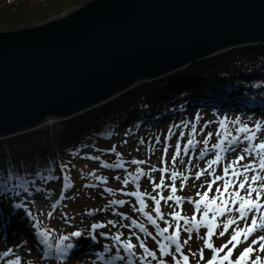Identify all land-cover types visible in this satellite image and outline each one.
Here are the masks:
<instances>
[{
  "label": "rangeland",
  "instance_id": "374dc122",
  "mask_svg": "<svg viewBox=\"0 0 264 264\" xmlns=\"http://www.w3.org/2000/svg\"><path fill=\"white\" fill-rule=\"evenodd\" d=\"M89 1L76 0L68 5L48 9L39 21H30L23 27L35 26L60 18ZM254 82L259 81L256 80ZM197 116H199V119H197ZM171 117V119H164L158 122L155 126L147 125L146 127L142 124L138 125L134 120H127L123 126L121 125L120 131H118V135L121 138H118L113 144H109L107 148H103L101 153L98 154L99 159L94 160V163L88 166L89 169H92L91 174L94 173L95 180L91 183L89 181H78L75 186V193H69L64 198L62 197L63 195H59L58 183L55 191L50 194V197H42L41 194H37L30 198L21 197L20 201L16 199L14 192L0 188V221L3 220L0 224V243H3L8 238L16 237V240H11L13 242L12 251L19 256H22L21 253L23 255L27 253L24 264L35 263L30 257L31 255L37 257V264H91V262H88L92 259L96 260L97 264H149V262L150 264H158L159 259H164L166 264H175L172 255H175L177 259L180 258L179 254L174 253L175 244L164 240L162 236L156 235V225L148 221L144 212L150 213L156 219L160 228L168 227L165 220L168 221L173 227H169L168 232L164 233V236L173 234L177 221L169 213L177 211L185 217L191 218L193 216L195 206L189 203L187 198L192 197L194 200H200V197L196 193L197 191L203 193L205 189L199 186L211 179L206 172L199 180H196L195 173L201 169H205L207 162L214 159L217 152H219L221 160L219 164L213 165V168L210 170L214 171L216 175H222L223 167L241 155L244 148L252 149L251 156L246 153L244 155L248 159V162L255 161V171L243 173L240 165L236 166V171L249 177L254 174L264 175V171L259 169L260 156L256 155V150L253 148L255 144L264 141V111L240 110L237 108V105H233L229 109H220L218 106L215 107L213 105L196 107L193 104H186L182 111L174 112V115ZM54 121H56V118L55 120L54 118L45 120L40 127H50ZM221 122L225 125L224 128H221ZM257 123L260 125L259 131H256ZM193 125L196 128L195 133L192 132ZM243 126H247L251 131L256 132L254 140L245 141L243 139L245 133L236 132L237 128ZM170 129L171 133L169 132ZM217 130L221 133L219 136L216 135ZM181 132L184 133L183 136L180 135ZM209 132L213 133V136L208 139V152L203 159H200V152L205 148L203 141ZM228 133L231 135H228ZM248 134L250 135L251 133ZM233 136H239V139L235 143H230ZM157 138H159V143H157ZM189 139L193 141L191 145L187 144ZM221 140H223V143L220 148L213 149L211 147ZM178 142L180 145V155L177 157V163L173 166L171 158L177 151L176 145ZM165 143H167L168 153L165 157L166 162L162 163L161 157L164 155ZM240 144H243V146L238 147ZM113 146L116 147L115 151H110L109 149H112ZM121 146L124 148V151L121 150ZM186 146L187 152L184 151ZM230 150H237V153L229 152ZM117 153H119V156ZM133 159L147 161V163L132 164L130 162ZM189 159H191L190 165L188 164ZM180 161L184 163H180ZM114 164H122L123 166L113 167L112 165ZM241 164H245L244 161H241ZM152 167L157 169L162 167L168 168L169 171L163 173L164 184L168 185L174 182L177 188L174 195L185 198L180 205H176L174 201H167L166 203L164 200H161L160 212L164 215L163 220L154 211L155 202L149 196L143 197L146 206L143 208V212H141L138 211L141 208L138 198L131 196L130 193L133 191L148 192L152 196H157V198H159L157 194L160 193L164 197H167L172 194L168 187L153 191V183L150 182L148 176L140 177L138 181L139 188H137V182H132L131 178L127 185L122 183L125 176H128L129 173L135 176L136 169L141 168L150 174L151 179L155 183L159 184L162 174L160 171L149 172ZM172 171H176L182 175H178L175 181H172L169 179ZM183 176H188V180L185 182L183 190H181L180 184ZM97 177L106 179H97ZM116 177H120V179H116ZM222 183V181H217L213 185V191L209 192V198L215 195V188L221 187ZM253 187H258V184H254ZM107 189H112V191L109 192ZM237 190L241 196L245 195V190L230 189V191ZM261 193L262 199L260 203L264 204V189H261ZM254 197L255 193L253 194ZM118 200H124L126 203L122 205L110 203V201ZM57 201H59V204L53 209L52 206ZM217 203L219 204V200ZM206 204L208 208L211 205L208 201L202 202L201 209H204ZM16 205H21V207H16ZM228 206L233 207L231 204ZM235 206L238 207V203ZM49 212L52 213L51 216L48 215ZM121 214H123V218ZM195 215L198 227L193 228L191 233L193 239L188 244L183 245L184 254L189 256V264H206L207 259L212 257V250L205 248L203 240L200 238L207 231L209 224L213 226L216 233H219L223 230L222 224L230 216L237 218V224L230 227L228 233L223 237L218 235L212 237L211 242L214 247L218 248L228 241L233 228H243L245 224L250 223L253 213H247L248 219L243 221L238 219V213L236 212H226L224 215H220L219 213L209 211L207 218L203 217L202 212H196ZM213 215L216 217L215 220L211 219ZM255 216L258 225L264 223V218H262L264 217V209L256 212ZM12 218L13 220L11 221L10 219ZM133 220L136 221L135 225L132 224ZM108 221L116 223L113 225L109 224ZM179 223L181 225L179 240L183 244V241L188 238L190 233L183 230L185 227L183 220H180ZM94 224L102 225V227L94 229L92 227ZM139 224H143L147 231H141L137 227ZM128 225L131 226L129 227ZM191 226V224L187 225V227ZM41 231H47L48 233L47 244L41 243L42 237L38 235ZM75 231H80L81 236H70ZM149 232L152 233V236L148 235ZM101 233H106L107 235H101ZM27 235H31L32 240ZM115 235H120L119 241L113 239ZM61 236L69 237V239L60 244L61 248L68 243L73 244L74 247L67 251L66 256H61L57 259L56 257L59 255L57 244ZM137 236H139L140 240L144 241L150 250L156 252L157 259L154 260L152 257H147L146 260L141 259L145 256V253L144 249L140 247V240L137 239ZM153 236L156 239H153ZM258 236H264V229L258 227L255 232L248 236L247 240L241 237L237 247L233 250L232 260L234 261L244 248L248 247L251 241L257 239ZM129 239L135 247L131 250H125L123 242ZM157 241L169 244V248L165 249L169 253L168 255L161 257L160 244ZM49 244L51 245L50 249L47 247ZM32 246H35V249ZM21 247L23 251L20 252ZM228 247H232V245L229 244ZM252 247L256 251L252 252L245 259L244 264H251V261L257 256L261 257L260 264H264V252L259 250V244L252 245ZM38 248L40 249L38 250ZM200 248H204L205 260L199 259ZM48 251H51V256H45V252ZM193 252L196 253L195 256L191 254ZM226 252L227 249H224L222 252L216 254V264H221L219 258ZM101 253L103 254V259L98 255ZM120 257H123V259H120ZM223 264H227V262H223Z\"/></svg>",
  "mask_w": 264,
  "mask_h": 264
},
{
  "label": "water",
  "instance_id": "95a60500",
  "mask_svg": "<svg viewBox=\"0 0 264 264\" xmlns=\"http://www.w3.org/2000/svg\"><path fill=\"white\" fill-rule=\"evenodd\" d=\"M257 43L264 0H90L60 18L0 31V139Z\"/></svg>",
  "mask_w": 264,
  "mask_h": 264
},
{
  "label": "trees",
  "instance_id": "16d2710c",
  "mask_svg": "<svg viewBox=\"0 0 264 264\" xmlns=\"http://www.w3.org/2000/svg\"><path fill=\"white\" fill-rule=\"evenodd\" d=\"M74 1L0 0V31L23 28L39 21L46 10ZM185 103L264 111V43L237 46L161 78L139 80L102 104L56 119L50 127L1 138L0 188L14 192L19 201L37 194L50 197L57 183L63 198L75 193L78 181L95 180L88 166L103 148L121 138L118 131L127 120L155 126L182 111Z\"/></svg>",
  "mask_w": 264,
  "mask_h": 264
},
{
  "label": "snow or ice",
  "instance_id": "6c2138e0",
  "mask_svg": "<svg viewBox=\"0 0 264 264\" xmlns=\"http://www.w3.org/2000/svg\"><path fill=\"white\" fill-rule=\"evenodd\" d=\"M197 119H199V116H197ZM208 123H211V122H208ZM205 126H207V125H205ZM224 127H225V125L223 124V122H221V128H224ZM259 130H260V125H259V123H257L256 131H259ZM201 131H203V129H201ZM169 132L171 133V129L169 130ZM192 132L193 133L196 132L195 125L192 126ZM236 132L237 133H241V132L245 133V135L243 137V139L245 141H251V140H254L256 138V132L251 131L247 126L237 128ZM248 133H251V134L249 135ZM220 134H221L220 131L217 130L216 135L219 136ZM180 135L183 136L184 133L181 132ZM228 135H231V134L228 133ZM212 136H213V133L209 132L207 134V137L203 141L205 148H203L200 152V156H199L200 159H203V157L207 154V152H208V147H207L208 139L211 138ZM238 139H239V136H233L232 141L230 143H235ZM141 142L143 143V141H141ZM157 143H159V138H157ZM192 143H193V141L191 139H189L187 141L188 145H191ZM222 143H223V140H221L217 144H213L211 147L213 149L220 148ZM253 148L256 150V155L260 156L259 169L264 171V141H260L259 143L255 144L253 146ZM176 149H177V151L172 155V158H171V164L173 166H175V164L177 163V157L180 155L179 142L176 145ZM112 151H115L114 146H113ZM184 151L187 152V146L185 147ZM167 153H168V147H167V143H165L164 155L161 157L162 163L166 162L165 157L167 156ZM244 153L251 156L252 155V149L244 148L243 153L241 155H239L235 160L229 162L228 165L223 167L222 175H216L214 171H210L213 168V165L219 164V162L221 160V156H220L219 152L216 153L214 159L207 162V166L205 169H201L195 173V179L196 180H199L201 178V176H203L206 172L211 177V179L207 180L205 184H201L199 186L200 188L205 189L203 191V193H201L200 191H197V193H196V195L200 197V200H194L192 197L187 198L188 202L194 204V206H195V212L191 218L182 216L180 214V212H177V211H173V212L169 213V215L174 220L177 221V223L174 227L173 234L168 235V236H164V233L168 232L169 227H173L168 221L165 220V223L168 224V227L160 228V226L157 224L156 219L153 218V216L150 213L144 212V215L147 217L148 221L151 224L156 225V227H157L156 235L162 236L164 238V240L170 241L172 244H175L174 253L179 254V257H180L179 259H177L175 255H172V259L175 261V264H189V256L184 254L183 245L188 244L189 241L193 239V237L191 235L193 228L198 227V224L196 223V215H195L196 212H202V215L205 218L208 217L209 211L219 213L220 215H224V213H226V212L227 213L236 212V213H238V219L241 221L248 219L247 213H253L251 220H250V223L245 224V226L243 228H241V227L233 228L232 233L230 234L228 241L225 244L220 245L218 248L214 247L213 243L211 242L212 237L214 235H218L220 237H223L226 233H228V230L230 227L237 224V218H232L230 216L227 219V221L222 224L223 230L220 231L219 233H216L214 231V228L211 224L208 225L207 231L204 233V235L202 237H200L203 240L204 247L207 249H211L212 253H213L212 257L210 259H207L206 264H216V261H217V255L216 254L222 252L224 249H227V252L222 257L219 258L221 260V264H223V262H227V264H244L245 259L247 257H249V255L252 252L256 251V249H254L252 247V245L259 244V250L261 252H264V236H258L257 239H253L251 241V243L249 244L248 247L244 248V250L239 254L238 257L235 258L234 261L232 260L233 250L237 247V244L240 242L241 237H243L244 240H247L248 236L251 235L253 232H255L258 227L261 229H264V223H261L258 225L257 224V218L255 216L256 212H259L262 209H264V204L260 203V201L262 199L261 189H264V175L254 174L250 177L243 175V173L255 171V161H250L247 164H241V161H243L245 159ZM117 155L119 156V153H117ZM93 159H99V157H93ZM130 163H132V164H145V163H147V161H138V160L133 159ZM180 163H184V162L180 161ZM188 164L189 165L191 164V159H189ZM237 165L241 166V168L243 169V173L236 171ZM112 166L113 167H122L123 165L122 164H114ZM152 171H160L161 172L162 175H161L159 184L155 183L154 180L151 179L150 174L146 173L141 168L136 169V175L135 176H132L131 173H129L128 176H125L122 183L127 185L130 182V178H131L132 182H137V188H139L138 181H139L140 177L148 176L150 182L153 183V191H156L157 189H161L163 187H168L172 194L168 195L167 197H164L160 193L157 194L159 196V198H157V196H152L148 192L133 191L130 193L131 196L138 198L139 203L141 204V208H139L138 211H141V212H143V208L146 206L144 204L143 197L149 196L151 198V200H153L155 202L154 211L156 212L157 216L161 220H163L164 215L160 212V201L164 200L166 203H167V201H174L176 205H180L185 198L174 195V193L177 191V188H176V185L174 182L171 184H168V185L164 184L163 173L168 172L169 171L168 168L162 167L160 169H157L155 167H152L149 170V172H152ZM178 175H182V174L177 173L176 171H172L170 173L169 179H171L172 181H175V178ZM47 179H51V177H47ZM67 179L68 178L65 177V180H67ZM97 179H106V178L97 177ZM116 179H120V177H116ZM187 180H188V176H183V179H182L181 184H180L181 190H183V188L185 186V182ZM217 181H222L223 182L222 186L216 187L215 188V195H213L211 198H209V192L213 191V185L216 184ZM254 184H258V187H253ZM231 188H237L239 190H245V195L241 196L240 192L238 190L237 191H230ZM107 191L111 192L112 189H107ZM121 191H123V189H121ZM254 193H255V197L253 198ZM218 200H219V204L217 203ZM205 201H208L213 207L208 208L207 204H206L205 208L201 209V207H200L201 203L205 202ZM110 203H114V204L118 203V204L122 205L126 202L124 200H118V201H110ZM237 203H238V207L235 206V205H237ZM57 204H59V201H57L56 204H53V206H52L53 209L56 208ZM229 204L233 205V207H229L228 206ZM16 207H21V205H16ZM48 215L51 216L52 213L49 212ZM121 216L123 218V214H121ZM215 218H216L215 215H213L211 217L212 220H215ZM262 218H264V217H262ZM180 220L184 221L185 227L183 228V230L185 232L190 233L188 238L183 241V244L179 240V232L181 230V225L179 223ZM108 223L115 225L116 222L108 221ZM132 224L135 225L136 221L133 220ZM189 224H191L192 226L187 227V225H189ZM128 226L130 227L131 225H128ZM92 227L95 229L98 227H102V225L94 224ZM137 227H139L141 231H147L143 224H139V225H137ZM38 235L40 237H42L41 243L47 244V236H48L47 231H41L40 233H38ZM101 235H107V234L101 233ZM133 235H135V233H133ZM148 235L152 236V233L149 232ZM70 236L79 237V236H81V232L75 231V232L71 233ZM152 238L156 239L155 236H153ZM67 239H69L68 236H61L59 238V242L57 244V252L59 253V255H57V257H56L57 259H59L61 256H66L67 251L74 247V245L71 243L64 245L63 248L60 247V244H62L63 241H65ZM113 239L119 241L120 235H115L113 237ZM137 239L140 240L139 236H137ZM157 242L160 244L161 257L168 255L169 253L166 252L165 249L169 248V244L160 243L159 241H157ZM233 242H236V243H233ZM229 244H231L232 247H228ZM123 246H124L125 250H131L132 248L135 247L131 243L130 239L128 241L123 242ZM47 247L50 249L51 245L49 244V245H47ZM140 247H142L144 249V253H145V256L142 257L141 259L146 260L147 257H152V259H154V260L157 259L156 252L150 250L145 245L143 240H140ZM106 250H107V246H106ZM11 251L12 250L9 249L8 252L3 253V255L7 256L9 254V252H11ZM191 254L193 256L196 255L195 252H193ZM51 255H52L51 251L45 252V256H51ZM98 255L101 259H103L102 253L98 254ZM120 259H123V257H120ZM199 259L205 260L204 248L199 249ZM19 261H20V257H17L16 261L10 260V261H8V264H18ZM260 261H261V257L257 256L255 259H253L251 261V264H260ZM149 264H150V262H149ZM158 264H166V261L164 259H159Z\"/></svg>",
  "mask_w": 264,
  "mask_h": 264
},
{
  "label": "bare ground",
  "instance_id": "6f19581e",
  "mask_svg": "<svg viewBox=\"0 0 264 264\" xmlns=\"http://www.w3.org/2000/svg\"><path fill=\"white\" fill-rule=\"evenodd\" d=\"M220 109H222V108H220ZM236 146V145H235ZM243 146V144H240L238 147H242ZM237 150H230L229 152H235V154L237 153L236 152ZM244 163L245 164H247V163H249L248 162V159L247 158H245L244 160ZM247 162V163H246ZM193 177V176H192ZM11 221L13 220V218L12 219H10ZM3 222V220L2 221H0V224ZM13 236H16V235H13ZM27 236H29L28 238L30 239V240H32V237H31V235H27ZM28 238H27V240H28ZM11 240H16V237H11V238H8V239H6V241L4 240L3 241V243H0V264H8V261H16V258L17 257H20V261L18 262V264H24L26 261H25V258H27V253H25L24 255H23V253H21V255L22 256H19V255H17V253H15L14 251H11V252H9V254L7 255V256H4L3 255V253H5V252H8V250L9 249H11L12 250V246H13V242H11ZM19 248V247H18ZM32 248L33 249H35V246L33 247L32 246ZM40 248H42V246H40ZM40 248H38V250L40 249ZM18 250V249H17ZM21 251H23V248L21 247V249H20V252ZM19 253V252H18ZM34 261H35V263L34 264H37V262H36V259H37V257L35 256V255H31L30 256ZM35 258V259H34ZM91 262V264H97V261L96 260H94V259H92V260H90L88 263H90Z\"/></svg>",
  "mask_w": 264,
  "mask_h": 264
}]
</instances>
